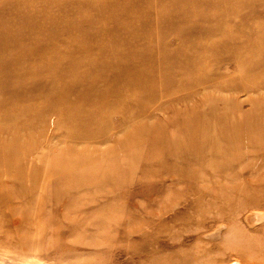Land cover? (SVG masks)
I'll return each mask as SVG.
<instances>
[{"label":"rangeland","instance_id":"obj_1","mask_svg":"<svg viewBox=\"0 0 264 264\" xmlns=\"http://www.w3.org/2000/svg\"><path fill=\"white\" fill-rule=\"evenodd\" d=\"M263 241L264 0H0V264Z\"/></svg>","mask_w":264,"mask_h":264},{"label":"bare ground","instance_id":"obj_2","mask_svg":"<svg viewBox=\"0 0 264 264\" xmlns=\"http://www.w3.org/2000/svg\"><path fill=\"white\" fill-rule=\"evenodd\" d=\"M84 175H86V174H84ZM81 176H82V175H81ZM82 177H83V176H82ZM84 178H85V176H84ZM233 229H234V228H233ZM233 229H232V230H233ZM236 230H237V229H236ZM232 233H233V232H232ZM237 233H238V232H237ZM237 233H236V234H237ZM241 234H242V233H241ZM241 234H240V236H241ZM244 235H245V234H244ZM234 237H236V236H234ZM241 237L243 238V236H241ZM246 237H247V235H246ZM246 237L244 236V238H246ZM230 238H232V235H231ZM254 238H255V237H254ZM257 239H259V237H258ZM229 240H231V239H229ZM239 240H240V238H239ZM239 240H238V241H239ZM243 240H244V239H243ZM243 240H242V242H243ZM231 241H232V240H231ZM235 241H236V240H235ZM246 241H247V240H246ZM250 241H251V239H250ZM257 241H258V240H257ZM227 242H228V241H227ZM244 242H245V240H244ZM252 242H253V241H252ZM259 242H260V241H259ZM263 242H264V241H263ZM233 243H234V240H233ZM228 244H231L230 241H229ZM239 244H240V243H239ZM241 245H243V244H240L239 246H241ZM244 245H246V244L244 243ZM239 246H238V247H239ZM243 247H244V246H243ZM245 247H246V246H245ZM256 247H257V246H256ZM247 248L249 249L250 247H247ZM254 248H255V247H254ZM257 251H259L260 253L262 252V254H263V253H264V244H263L261 247H258V248H257ZM253 252H255V250H254ZM260 253H259V254H260ZM250 254H251V253H250ZM262 254H261V255H262ZM258 256H259V255H258ZM258 256H256V257L258 258ZM253 257H254V256H253ZM256 257H254V258H256ZM259 257H260V256H259ZM260 258H262V260H261L260 262H259V261L257 262V261L255 260V261H256L255 264H264V260H263L264 257L261 256ZM260 258H259V260H260ZM252 259H253V258H252ZM253 260H254V259H253ZM210 261H211V260H210ZM200 262H201V261H200ZM203 263H205V262H203ZM206 264H208V262H207Z\"/></svg>","mask_w":264,"mask_h":264}]
</instances>
